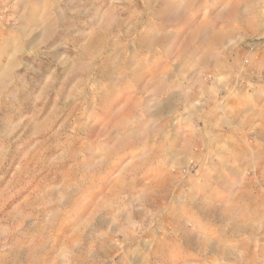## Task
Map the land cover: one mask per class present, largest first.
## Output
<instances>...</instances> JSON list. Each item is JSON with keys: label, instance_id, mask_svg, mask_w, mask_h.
Masks as SVG:
<instances>
[{"label": "rangeland", "instance_id": "rangeland-1", "mask_svg": "<svg viewBox=\"0 0 264 264\" xmlns=\"http://www.w3.org/2000/svg\"><path fill=\"white\" fill-rule=\"evenodd\" d=\"M0 264H264V0H0Z\"/></svg>", "mask_w": 264, "mask_h": 264}]
</instances>
